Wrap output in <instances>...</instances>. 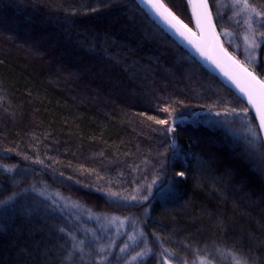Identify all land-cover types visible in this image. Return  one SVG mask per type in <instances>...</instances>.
<instances>
[{
  "label": "trees",
  "instance_id": "trees-1",
  "mask_svg": "<svg viewBox=\"0 0 264 264\" xmlns=\"http://www.w3.org/2000/svg\"><path fill=\"white\" fill-rule=\"evenodd\" d=\"M161 1L195 30L187 0ZM207 2L225 49L264 81V0H247L254 64L224 40L246 31L244 0ZM61 201L131 219L136 242L116 263L127 236L96 251L93 225ZM145 245L135 264H264V149L249 109L134 0H0V264H124Z\"/></svg>",
  "mask_w": 264,
  "mask_h": 264
},
{
  "label": "water",
  "instance_id": "water-1",
  "mask_svg": "<svg viewBox=\"0 0 264 264\" xmlns=\"http://www.w3.org/2000/svg\"><path fill=\"white\" fill-rule=\"evenodd\" d=\"M134 1L161 30H163L184 50L188 51L210 75L215 77L222 85L234 93V95H236L247 106L256 123L264 149V130L260 127L257 109L252 103H249L248 96L241 91V87L248 90V85L242 78L237 68V64L240 66L243 65L236 60L221 43L211 17L207 0H203L205 6H201V0H187L193 17L195 30H192L184 25L179 19L180 24H177L175 28L172 27L151 6L150 0ZM160 2L163 3L161 0ZM161 12H163V10H161ZM205 13H207L206 17ZM164 16H167V13H164ZM168 19L171 20L172 18L168 17ZM198 19L200 20V23L197 22ZM172 23L175 24L176 21L172 20ZM181 25L186 26V28ZM177 28H179V31H177ZM181 33H183V35H181ZM229 57H231V59H229ZM233 61L237 63H233ZM237 84H239L240 87H238Z\"/></svg>",
  "mask_w": 264,
  "mask_h": 264
},
{
  "label": "rangeland",
  "instance_id": "rangeland-1",
  "mask_svg": "<svg viewBox=\"0 0 264 264\" xmlns=\"http://www.w3.org/2000/svg\"><path fill=\"white\" fill-rule=\"evenodd\" d=\"M229 1H230L229 2L230 5L233 4V2L235 1L237 2V0H229ZM236 2L235 4H237ZM242 4H243L242 8L244 10L245 9L244 2ZM246 9H248V15H249L248 24H246L247 28H244L246 29V31L242 34H240V32L239 33L228 32L225 34L224 40L227 43L232 44L233 48L240 52L244 62H246L247 64H254L256 63V60H257L256 50L258 48L257 46L259 42L258 40L261 37L260 24H259V21L255 19L256 16L252 14L254 13L252 8L248 6ZM250 12L251 14H249ZM203 120L207 123H219V120H217L216 116L213 114H209V113L204 114ZM247 128L248 127L244 128L241 133L244 134V136H246L248 139L250 138L251 140H253V138H255L256 136L254 132L252 131L250 132ZM60 204H61L62 212L66 211L67 214L69 213L68 215L78 214L80 217H84V221L86 223H88L91 226L93 225L94 230H93V227H91V230H87L89 234L85 232L86 233L85 239L86 241H89L90 239H91L90 241L93 240L92 242L93 246L96 245L95 249L98 252H106L107 255H110L109 250L114 249L115 245L119 242V240L123 236H127V243L122 242L121 244L122 248L120 249L121 251L115 258L116 263L119 262L120 257L128 253L129 251L128 247L133 246L138 238L136 236L132 237L131 232L125 230L126 225L127 224L130 225V222H132L131 219L127 221L126 219H119L117 217L107 218L105 215H97V214H90V213L86 214L87 212L86 210H84L82 207L78 205H75L73 202H70V201H61ZM104 238H107V241L104 242V244H102V241ZM83 244L84 243L82 240L80 246L82 247ZM78 246L74 247L75 251H78L81 248L80 246H79L80 248ZM147 256H148V251H147V246L145 245L142 248L141 252H138L136 254H131L127 258L124 264L138 263L139 261L145 260ZM105 258L108 259V257H105ZM218 259L222 260L221 264L223 263L224 264H237V260H235L232 256L228 255V253L220 254V256H218ZM96 263L104 264L105 261L100 258L99 260H97ZM159 264H171V263H169L166 260V258L163 257ZM196 264H215V263L209 260H202V261L199 260ZM240 264H243V263L240 262Z\"/></svg>",
  "mask_w": 264,
  "mask_h": 264
},
{
  "label": "snow or ice",
  "instance_id": "snow-or-ice-1",
  "mask_svg": "<svg viewBox=\"0 0 264 264\" xmlns=\"http://www.w3.org/2000/svg\"><path fill=\"white\" fill-rule=\"evenodd\" d=\"M151 6L172 26L176 27L177 24H180V21L165 7L163 3L160 2V0H150ZM201 6H205L203 0H201ZM244 7L247 8V0H244ZM163 10V12H161ZM255 11V9H253ZM164 13H167V16H164ZM207 16V13H205V17ZM168 17H171L172 19L169 20ZM172 20H175L176 23L173 24ZM200 23V20L197 21ZM182 27L183 26L181 25ZM177 31H179V28H177ZM183 35V33H181ZM231 59V57H229ZM251 62V61H249ZM233 63H237L233 61ZM237 68L239 73L241 74L242 78L245 80V82L248 85V90H245V88L241 87V91L244 92L245 95L248 96L249 103H252L256 109H257V115L260 120V127L262 130H264V81L259 80L257 76L252 72L249 71L248 68H245L243 66H240L237 64ZM238 87H240L239 84H237ZM158 123H165V121H158ZM179 175H183V173H179ZM237 264H240L239 261H237Z\"/></svg>",
  "mask_w": 264,
  "mask_h": 264
}]
</instances>
